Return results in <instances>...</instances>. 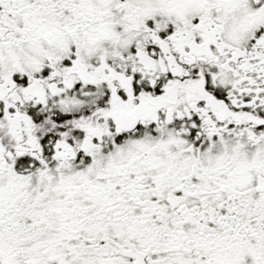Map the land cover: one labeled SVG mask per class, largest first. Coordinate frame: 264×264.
Instances as JSON below:
<instances>
[{"label":"snow or ice","instance_id":"obj_1","mask_svg":"<svg viewBox=\"0 0 264 264\" xmlns=\"http://www.w3.org/2000/svg\"><path fill=\"white\" fill-rule=\"evenodd\" d=\"M0 264H264V0H0Z\"/></svg>","mask_w":264,"mask_h":264}]
</instances>
